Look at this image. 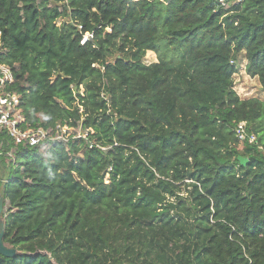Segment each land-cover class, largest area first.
<instances>
[{
    "label": "trees",
    "instance_id": "1",
    "mask_svg": "<svg viewBox=\"0 0 264 264\" xmlns=\"http://www.w3.org/2000/svg\"><path fill=\"white\" fill-rule=\"evenodd\" d=\"M240 55L264 91V0H0L25 123L87 133H0V264H264V99L234 91Z\"/></svg>",
    "mask_w": 264,
    "mask_h": 264
},
{
    "label": "built area",
    "instance_id": "2",
    "mask_svg": "<svg viewBox=\"0 0 264 264\" xmlns=\"http://www.w3.org/2000/svg\"><path fill=\"white\" fill-rule=\"evenodd\" d=\"M221 4L225 0H219ZM92 33H85L81 44L92 39ZM233 64V62H231ZM14 83V74L8 65L0 64V133H4L16 145L37 146L46 141L68 143L74 136L67 134L68 129L55 126L51 129L30 128L24 119L22 96L8 87ZM236 138L240 142L256 143V136L246 132V123H238L234 128ZM80 138V137H77Z\"/></svg>",
    "mask_w": 264,
    "mask_h": 264
},
{
    "label": "rangeland",
    "instance_id": "3",
    "mask_svg": "<svg viewBox=\"0 0 264 264\" xmlns=\"http://www.w3.org/2000/svg\"><path fill=\"white\" fill-rule=\"evenodd\" d=\"M59 22V21H58ZM241 55L239 58V65H238V72L233 77V89L238 95V97L242 100L249 99V98H258L260 100L264 99V91L262 90L257 78H251L249 77L245 72V61H241ZM144 64H151L157 62V58L155 53L148 51L142 61ZM67 134L70 136H74L77 139V137H86V132H82L81 130H69L67 131ZM91 142H89V145ZM11 161V162H10ZM13 163V159L9 160L5 157H0V184L3 182V179L6 178V175L8 174V166L10 163ZM14 168V165L12 166V169ZM188 194L186 192H182L181 196H187Z\"/></svg>",
    "mask_w": 264,
    "mask_h": 264
},
{
    "label": "water",
    "instance_id": "4",
    "mask_svg": "<svg viewBox=\"0 0 264 264\" xmlns=\"http://www.w3.org/2000/svg\"><path fill=\"white\" fill-rule=\"evenodd\" d=\"M3 211V199L0 198V216ZM3 237V223L0 221V256L12 258L16 256V251L14 249L7 248L2 241Z\"/></svg>",
    "mask_w": 264,
    "mask_h": 264
},
{
    "label": "crops",
    "instance_id": "5",
    "mask_svg": "<svg viewBox=\"0 0 264 264\" xmlns=\"http://www.w3.org/2000/svg\"><path fill=\"white\" fill-rule=\"evenodd\" d=\"M244 68H245V66H244Z\"/></svg>",
    "mask_w": 264,
    "mask_h": 264
}]
</instances>
